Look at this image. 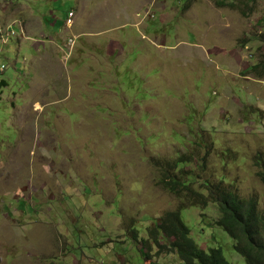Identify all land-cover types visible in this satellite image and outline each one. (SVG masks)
<instances>
[{
    "label": "rangeland",
    "instance_id": "rangeland-1",
    "mask_svg": "<svg viewBox=\"0 0 264 264\" xmlns=\"http://www.w3.org/2000/svg\"><path fill=\"white\" fill-rule=\"evenodd\" d=\"M0 2V264H183L173 211L247 264L205 182L264 211V0Z\"/></svg>",
    "mask_w": 264,
    "mask_h": 264
},
{
    "label": "trees",
    "instance_id": "trees-1",
    "mask_svg": "<svg viewBox=\"0 0 264 264\" xmlns=\"http://www.w3.org/2000/svg\"><path fill=\"white\" fill-rule=\"evenodd\" d=\"M261 65H264V62L255 64L251 69H257ZM181 163L182 161H176L170 171L178 168ZM257 163L262 166L258 175L264 182V159ZM188 178L192 179L193 177L186 174L179 180L172 173L164 172L161 175L160 183L162 187L176 195L197 194L200 198L198 206L206 207V197H203L199 191L192 187ZM223 184L224 182H220L212 186V184L205 182V190L210 191L209 194L213 197L212 201L220 212V219L217 221L218 226L224 229L234 240L235 250L246 260L247 264H264V211L260 209L256 197H241L237 192ZM216 186L217 192L213 193L212 188ZM161 235L165 236L166 239L175 237V241L169 242L168 248L177 253L183 264H231L225 257L222 248L205 250L197 243L191 235V229L184 223L181 211L166 213L154 225V229L149 232V241L151 240L156 244L155 246L160 248L159 252H164L165 246L157 245ZM144 247L150 249L148 245Z\"/></svg>",
    "mask_w": 264,
    "mask_h": 264
},
{
    "label": "clouds",
    "instance_id": "clouds-1",
    "mask_svg": "<svg viewBox=\"0 0 264 264\" xmlns=\"http://www.w3.org/2000/svg\"><path fill=\"white\" fill-rule=\"evenodd\" d=\"M70 14H71V12L68 14L67 19L69 18V15H70ZM72 14H73V13H72ZM73 17H74V16H73ZM67 19H66V20H67ZM72 20H73V18H72ZM73 22H74V20L72 21V24H73ZM65 24H66V22H65ZM72 24H71V25H72ZM66 26H68L69 28H71V26H69L68 24H66ZM68 40H69V41H72V42L74 43V39H73V38L70 37Z\"/></svg>",
    "mask_w": 264,
    "mask_h": 264
},
{
    "label": "built area",
    "instance_id": "built-area-1",
    "mask_svg": "<svg viewBox=\"0 0 264 264\" xmlns=\"http://www.w3.org/2000/svg\"><path fill=\"white\" fill-rule=\"evenodd\" d=\"M1 3V2H0ZM72 18H73V14L71 13L70 15H69V19H68V21H67V24L69 25V26H71V24H72ZM71 42V41H70Z\"/></svg>",
    "mask_w": 264,
    "mask_h": 264
},
{
    "label": "crops",
    "instance_id": "crops-1",
    "mask_svg": "<svg viewBox=\"0 0 264 264\" xmlns=\"http://www.w3.org/2000/svg\"><path fill=\"white\" fill-rule=\"evenodd\" d=\"M44 49V48H43ZM38 50V53H39V48L37 49Z\"/></svg>",
    "mask_w": 264,
    "mask_h": 264
}]
</instances>
